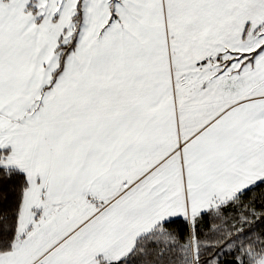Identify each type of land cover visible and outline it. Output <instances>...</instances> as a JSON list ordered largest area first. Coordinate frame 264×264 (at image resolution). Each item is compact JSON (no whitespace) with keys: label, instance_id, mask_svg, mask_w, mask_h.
I'll use <instances>...</instances> for the list:
<instances>
[{"label":"snow or ice","instance_id":"1","mask_svg":"<svg viewBox=\"0 0 264 264\" xmlns=\"http://www.w3.org/2000/svg\"><path fill=\"white\" fill-rule=\"evenodd\" d=\"M0 264H264V0H0Z\"/></svg>","mask_w":264,"mask_h":264},{"label":"trees","instance_id":"2","mask_svg":"<svg viewBox=\"0 0 264 264\" xmlns=\"http://www.w3.org/2000/svg\"><path fill=\"white\" fill-rule=\"evenodd\" d=\"M7 195H8L7 193H0V206H3V204H4L3 197L7 196Z\"/></svg>","mask_w":264,"mask_h":264}]
</instances>
